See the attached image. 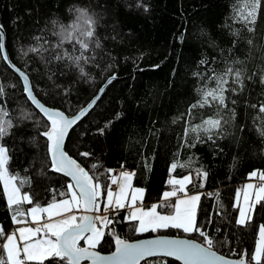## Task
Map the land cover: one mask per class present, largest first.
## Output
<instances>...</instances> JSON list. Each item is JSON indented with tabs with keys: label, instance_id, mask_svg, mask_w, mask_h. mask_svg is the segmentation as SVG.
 I'll return each mask as SVG.
<instances>
[{
	"label": "trees",
	"instance_id": "trees-1",
	"mask_svg": "<svg viewBox=\"0 0 264 264\" xmlns=\"http://www.w3.org/2000/svg\"><path fill=\"white\" fill-rule=\"evenodd\" d=\"M77 9H87L96 20L95 37L100 43L99 48L92 44L85 51L89 59L80 66L86 76L67 57L54 58L64 52L80 55L76 41L65 40L62 47H55L62 40L61 26L73 24ZM237 11V0H0V25L11 60L29 76L39 100L69 116L84 108L110 77L120 78L71 131L65 148L70 157L90 175L99 176L105 186L110 185L107 170L133 169V185L145 190L146 206L161 202L172 176L190 175L188 193L201 194L197 224L214 239V249L229 257L243 254L248 260L259 226L264 225V202L256 204L251 220L241 226L236 197L239 186L255 178L251 172L264 171L260 135L264 113L259 111L264 103V84L259 79L264 72V0L254 31L247 30ZM34 47L40 52L28 51ZM237 61L244 62L252 79L245 80L242 91L225 93L228 108L221 110V116L231 119L223 134L213 133L209 140L200 132V139L194 140L189 132L185 143L186 128L216 117L215 103L188 115L190 106L201 99L198 89L215 87L209 77L229 66L239 67ZM0 84L4 88L0 105L7 112L3 119L12 123L10 134L3 138L9 149L7 168L18 174L17 186L28 181L21 191L32 198L31 204L24 202V209L68 198L70 193H61L68 192L71 181L51 169L46 139L40 135L46 117L32 105L22 79L4 60H0ZM228 87H233L231 80ZM193 143L195 147H189ZM82 152L91 155L84 157ZM173 163L189 167L173 170ZM197 170L207 172V178L197 177ZM159 210L171 212L170 207ZM126 211L120 210L110 226L121 238L132 241L175 230L136 232ZM12 215L0 180V225L8 234L15 227ZM108 231L98 248L104 253L114 250V237ZM192 234L203 242L199 233ZM3 242L0 238V249ZM44 264H52V259ZM166 264L180 263L168 259Z\"/></svg>",
	"mask_w": 264,
	"mask_h": 264
},
{
	"label": "snow or ice",
	"instance_id": "snow-or-ice-1",
	"mask_svg": "<svg viewBox=\"0 0 264 264\" xmlns=\"http://www.w3.org/2000/svg\"><path fill=\"white\" fill-rule=\"evenodd\" d=\"M260 6L261 0H237V18L248 26V31L255 30L254 26L258 19ZM145 10H147L146 6ZM76 11L78 16L73 24L67 27L61 26L59 35L62 40L55 47H62L65 40L76 41L79 44L80 55L64 52L54 58L62 60L67 57L72 63L80 66L81 62L86 63L89 59L85 55V51L89 49L90 45L94 44L99 48L100 43L95 37L96 20L88 13L87 9H77ZM247 42L252 43L251 40ZM40 50L37 47L28 49L29 52L36 53ZM0 60L11 63L5 47L2 25H0ZM201 63H205V61H201ZM235 63L240 66H229L222 74L213 73L209 77L210 80L215 81V87L198 89L201 99L190 106L188 115L191 116L193 109L203 108L206 105L211 106L215 103L216 117L210 116L202 120L200 124L186 128L185 143H188L189 132L194 134L192 137L194 140L200 139V132L205 133L209 140L212 139L213 133L217 136L223 134V126L228 124L231 119V117L224 119L221 116V110L228 108L225 93L242 91L245 87V80L252 79V76L247 74L243 61ZM79 70L82 76L87 75L82 66ZM17 71L20 70L17 69ZM20 75L23 77L27 96L46 117L45 130L40 135L46 139L51 169L71 179V183L67 185L68 192L61 193L62 196H67L70 193V198L59 201L53 199L46 206L37 204L28 210L24 209V202L27 201L31 204L32 198L28 194L21 193V187L28 181L21 180L19 181L20 186H17L18 174H10L7 168L9 149L4 146L3 138L10 134L12 123L11 120L3 119L7 116V112L0 105V180L3 181L4 190L7 193V205L13 210L12 220L15 224L22 225L11 231L10 234L5 233L3 226L0 225V238L6 241L0 249V264H44L50 258L52 264H84L86 261L89 264H141V261L146 257L157 255L175 258L182 264H252V262L262 264L264 262V225L259 226V243L255 247L254 254L250 255L247 261L243 258V254L240 258L231 259L214 251V239L209 237L203 226L197 224V209L201 194L189 196L186 191V186L192 183V177L189 175L169 179L167 183L171 186V190L163 192L161 202L151 205L147 210L138 206L145 190L132 187L131 180L134 173L121 171L118 175H112V170L109 169L107 172L110 184L116 185L118 191H113L110 186L103 185L99 176L90 175L89 171H86L64 150V143L70 129L77 125L83 116L95 106L100 95L98 94L78 115L68 116L63 111L47 108L40 104L34 95L33 86L30 85L28 76L23 72H20ZM114 79H116L115 75L108 79L107 84H110ZM259 79L260 83L264 84V72L261 73ZM230 80L233 85L231 88L228 87ZM106 86L101 87L100 94L105 91ZM3 95L4 88L0 84V96ZM231 104L235 105L236 100H231ZM229 111L234 117L235 109L232 108ZM259 111L264 113V103L259 106ZM25 118H29L27 114H25ZM99 131L103 134L104 129ZM260 135L264 136V127H261ZM189 147H195V144H189ZM80 155L88 157L91 154L82 152ZM178 166L189 167L188 164L173 163L171 168L175 170ZM91 167L95 169L98 165L94 163ZM196 175L206 179L208 173L197 170ZM257 176L261 181H264V171L254 170L250 173V177ZM256 187L251 183L246 185L247 189ZM105 191L106 198L104 207L101 209V198L104 197ZM172 198H175L174 204L171 203ZM262 202H264V183L259 185L254 203H250L248 192L244 193V204L248 207L240 208L237 223L241 226L246 225L252 218L251 213L254 212L256 204ZM126 207L130 209L126 219L129 222H135L134 230L136 232H155L172 228L182 230L183 233L197 232L203 238V242L197 243L191 239L167 237L130 242L121 238L114 227L110 229V226L113 225L116 214ZM168 207L171 208V212L168 214L157 210ZM74 210H79L81 214L77 215ZM101 212L103 214H100ZM109 213L113 214L111 218ZM33 222L36 226H29ZM106 230H109L108 234L114 237V251L110 254H102L97 250L104 240ZM81 241H84L86 246L82 247Z\"/></svg>",
	"mask_w": 264,
	"mask_h": 264
},
{
	"label": "water",
	"instance_id": "water-1",
	"mask_svg": "<svg viewBox=\"0 0 264 264\" xmlns=\"http://www.w3.org/2000/svg\"><path fill=\"white\" fill-rule=\"evenodd\" d=\"M3 32H4V36H5V47H6V51H7V53H8V50H7V42H6V33H5V30L3 29ZM8 55H9V53H8ZM10 57V56H9ZM11 59V58H10ZM6 63H7V65L22 79V82H23V85H24V80H23V77L20 75V72H23V73H25L24 71H22L19 67H17L15 64H14V62L11 60V63H9V62H7L6 61ZM13 65H15V67H13ZM17 69H19L20 71L18 72L17 71ZM26 74V73H25ZM27 75V74H26ZM28 76V75H27ZM28 78H29V76H28ZM120 78H117L116 77V79H114V80H112L111 81V83L110 84H107V81L103 84V86L104 85H107L106 86V88H105V91L102 93V94H100V90L98 91V93L96 94V96L99 94L100 95V99L96 102V104H95V106L90 110V111H88L87 112V114L86 115H84L83 116V118L81 119V120H83L96 106H97V104L99 103V101L102 99V97L104 96V94L106 93V91H107V89L109 88V86L114 82V81H116V80H119ZM29 82H30V85L32 86V83H31V80H30V78H29ZM24 89H25V86H24ZM101 89V88H100ZM33 92H34V90H33ZM25 93H26V91H25ZM34 95H35V97H36V99L39 101V103L40 104H43L45 107H47V108H51V107H49V106H47V105H45L42 101H40L39 100V98L36 96V94H35V92H34ZM26 96H27V94H26ZM95 96V97H96ZM94 97V98H95ZM27 98L30 100V102L32 103V105L43 115V112L36 106V104L27 96ZM93 98V99H94ZM92 99V100H93ZM91 100V101H92ZM90 101V102H91ZM89 102V103H90ZM89 103L84 107V108H82L81 110H83V109H85L88 105H89ZM51 109H55V108H51ZM55 110H59V109H55ZM80 110V111H81ZM60 111H62V110H60ZM79 111V112H80ZM64 112V111H63ZM79 112H77L75 115H78L79 114ZM65 115H68V114H66L65 113ZM44 116V115H43ZM69 116V115H68ZM74 116V115H73ZM45 117V116H44ZM80 120V121H81ZM76 125H74L73 127H72V129H70V131H69V134H68V137H69V135H70V133H71V131L73 130V128L75 127ZM68 137L66 138V140H65V143H64V150L66 151V143H67V140H68ZM61 175H63V176H65L64 174H62V173H60ZM66 178H68L70 181H71V179L69 178V177H67V176H65ZM101 206H104V199H102L101 198ZM157 237H167V238H186V239H191V240H194V241H196L197 243H202V242H200V241H198V240H196V239H193V238H188V237H180V236H172V235H153V236H148V237H143V238H141V239H137V240H132V241H130V242H134V241H138V240H145V239H154V238H157ZM98 250V249H97ZM99 251V250H98ZM114 251V250H113ZM214 251H216L217 252V254H219V255H223V256H225L226 258H231V259H237V258H240V257H229V256H226V255H224V254H222V253H220L219 251H217V250H215L214 249ZM101 252V251H100ZM112 252V251H111ZM111 252H108V253H104V252H101L102 254H110ZM157 258H166V259H171V260H175V261H177V262H179L180 264H182V262H180V261H178V260H176L175 258H172V257H166V256H162V255H157V256H152V257H146L145 258V260H142L141 261V264L142 263H144V262H146V261H148V260H151V259H157ZM243 258L247 261V259L243 256ZM84 264H89V262H84Z\"/></svg>",
	"mask_w": 264,
	"mask_h": 264
},
{
	"label": "rangeland",
	"instance_id": "rangeland-1",
	"mask_svg": "<svg viewBox=\"0 0 264 264\" xmlns=\"http://www.w3.org/2000/svg\"><path fill=\"white\" fill-rule=\"evenodd\" d=\"M190 176V175H189ZM182 178V177H177V176H172L171 178ZM2 183H3V181H2ZM249 183H251V184H254L252 181H248V182H246L245 184H244V188H245V190H244V192L243 193H237V197H236V204L239 206V213H240V208L241 207H248L247 205H245L244 204V193L247 191L248 192V194H249V196H250V203H254L255 202V195H256V192L258 191V188L256 187V188H253V189H247L246 188V185L247 184H249ZM131 184H132V187L133 188H138V187H135L134 185H133V183L131 182ZM171 190V188L169 189V190H167V191H170ZM186 191H187V186H186ZM6 192V191H5ZM21 193L22 194H25V193H23L22 191H21ZM187 194L190 196V195H194V194H199V193H188V191H187ZM239 194V195H238ZM6 195H7V193H6ZM130 195H131V193H130ZM143 196H144V193H143ZM68 198H70V196L68 197ZM66 199V198H65ZM171 200H174V202H173V204L175 203V198H172ZM155 204V203H154ZM153 205V204H152ZM36 206V205H35ZM46 206V205H45ZM101 206V205H100ZM138 206H142L145 210H147L151 205H148V206H146L144 203H143V197H142V200L141 201H139L138 202ZM103 207L104 206H101V209H103ZM125 209H128V210H130L129 208H125ZM158 211H160L159 210V208L157 209ZM75 211V213L77 214V215H80L81 213H80V211L79 210H74ZM100 214H103V212H101ZM163 214H165V213H163ZM252 214H253V212L251 213V217H252ZM29 219H30V215H29ZM238 219H239V215H238ZM19 226H22V225H17V224H15V227L12 229V231H14V230H16V228H18ZM29 226H36L35 225V223L33 222L31 225H29ZM149 232H151V231H149ZM149 232H144V233H149ZM169 233H171V235L172 236H180V237H188V238H193V234L192 233H183V231L182 230H177V229H175L174 231H170ZM10 234V233H9ZM194 239V238H193ZM6 241L4 240V242H3V244L5 243ZM259 243V229H258V236H257V239H256V242H255V247L257 246V244ZM81 246L83 247V246H86L85 245V242L84 241H81ZM255 247H254V250H255ZM98 248H99V246H98ZM97 248V249H98ZM252 254H254V251H253V253ZM254 263V262H253Z\"/></svg>",
	"mask_w": 264,
	"mask_h": 264
},
{
	"label": "built area",
	"instance_id": "built-area-1",
	"mask_svg": "<svg viewBox=\"0 0 264 264\" xmlns=\"http://www.w3.org/2000/svg\"><path fill=\"white\" fill-rule=\"evenodd\" d=\"M121 171H126V172H128V173H130V174H132V173H135V171L133 170V169H130V168H127V167H125V166H121V167H118V168H115V169H113L112 170V175H118ZM134 176V175H133ZM253 183H254V185H256L257 186V188L259 187V185L261 184V183H264V181H261L260 179H259V177L257 176V177H255L253 180H251ZM244 184L245 183H242L240 186H239V189H238V191L240 192V193H243L244 192V190H245V188H244ZM112 189H113V191H118V188H117V186L116 185H109ZM129 212H130V210H128L127 209V211H126V217H127V215L129 214ZM112 213H109V216H110V218L112 217ZM2 246H3V243L1 244ZM167 260L168 259H166V258H157V259H151V260H148V261H146V262H144V263H142V264H161V263H167Z\"/></svg>",
	"mask_w": 264,
	"mask_h": 264
},
{
	"label": "crops",
	"instance_id": "crops-1",
	"mask_svg": "<svg viewBox=\"0 0 264 264\" xmlns=\"http://www.w3.org/2000/svg\"><path fill=\"white\" fill-rule=\"evenodd\" d=\"M131 182L133 183V178H132ZM155 204H158V203H155Z\"/></svg>",
	"mask_w": 264,
	"mask_h": 264
}]
</instances>
